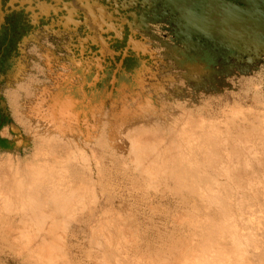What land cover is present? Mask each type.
Segmentation results:
<instances>
[{"label": "bare ground", "instance_id": "1", "mask_svg": "<svg viewBox=\"0 0 264 264\" xmlns=\"http://www.w3.org/2000/svg\"><path fill=\"white\" fill-rule=\"evenodd\" d=\"M226 114L189 116L169 132L133 119L103 130L98 147L107 142L125 169L117 204L99 205L102 176L66 145L62 155L41 143L48 155L36 146L15 171L0 163L6 251L25 264H264V117ZM74 126H58L48 140ZM74 161L84 166L73 169Z\"/></svg>", "mask_w": 264, "mask_h": 264}, {"label": "crops", "instance_id": "2", "mask_svg": "<svg viewBox=\"0 0 264 264\" xmlns=\"http://www.w3.org/2000/svg\"><path fill=\"white\" fill-rule=\"evenodd\" d=\"M118 1L0 0V152L23 155L58 126L123 116L180 77L221 75L203 49L163 47L166 23L139 29Z\"/></svg>", "mask_w": 264, "mask_h": 264}, {"label": "rangeland", "instance_id": "3", "mask_svg": "<svg viewBox=\"0 0 264 264\" xmlns=\"http://www.w3.org/2000/svg\"><path fill=\"white\" fill-rule=\"evenodd\" d=\"M169 78L170 80H174V78H172L171 76H169L168 79ZM228 111L230 113L229 115L234 114V112L236 111L241 112V115H239V119L236 118L238 121L241 120L240 116L243 119L242 121L247 120L246 116L250 119L253 116L255 120L263 119L264 62L256 61L252 64L236 63L235 66L228 72L221 74L220 76L212 77L210 79L206 78L198 81H193L185 77H180L176 80V82L170 83L165 92H163L157 100L149 102L146 106L132 107L127 112H125L123 116L120 117L117 114H114L112 116L105 117L100 121H88V125L87 122L86 125H84L86 126L84 127L85 130H80L79 126H76V132L74 131L71 133H65L60 136V140H57V142L59 141L61 145L63 144V146L58 144L59 142L55 143L54 140L49 141L53 139L56 134V132L53 133L50 131L46 135L39 136L36 139L35 145L26 154L14 156L7 152H0V163H9V165L14 166L15 171L19 164L32 159L34 153L38 152L39 150L42 149L45 156V152H47L48 150L45 149L48 147L47 144H50L48 147L50 149L52 148L51 146H57L56 153H60L62 155L67 152L65 150H67L66 148L68 146L71 152H75V154L77 152V154H82L89 158L90 169H92L93 175L95 174L94 177L97 174V177L100 176L99 178H101L102 176L101 181H99V184L101 182L102 189L101 193L98 191V196L99 198H101L98 202L99 205L102 203L107 204V200H109V203L114 204L115 202L117 204L118 200L120 199V195H117L115 193L114 187L119 185L122 186L123 184H125V182L121 180V177L117 178L119 174L118 170L120 169L124 171L125 169L124 166H122V160H119V158L117 159L115 157L112 160V156L114 155L111 154V149L107 147V142L103 143V146L99 145L100 148L98 147L99 143L97 142L103 130H106V134H109L111 133L110 131L113 127V124L118 123L119 125H123L128 119H133L135 121H145V123L149 124L148 126L151 125V128H155L156 126L165 132H169L170 130H172L171 127L174 128L176 124L178 125L180 121H183L189 116L195 118L199 117L201 119L204 118L203 121H220V119L223 120L225 116H228V114H226L228 113ZM243 112L246 114H244ZM253 113H255V115H253ZM261 114L262 116H260ZM258 116H260V118ZM91 123L93 125L94 123H96V129ZM86 128L88 129L86 130ZM87 131H89L90 133ZM46 141L47 144H44L43 146V144L41 143H46ZM65 145L66 148L63 150ZM104 145L107 147L106 150V147H104ZM36 146H39V148L41 149ZM100 149L101 151H99ZM94 150H97L96 153L94 152ZM47 155L48 154H46V156ZM93 155L95 158L92 157ZM98 155L101 156H99L100 159L98 158ZM110 155H112L111 158ZM96 157L100 162L96 160ZM96 161L99 164H96ZM118 163H121V165H119L123 168H120ZM81 165L84 166V163L82 161H78L74 163L72 167L73 169H80L79 166ZM97 167L99 168V170H97ZM101 172L103 173V175L101 174ZM87 217L88 215L85 216V219ZM2 246L3 244L0 239V264H25L18 260L16 261V259L8 254L5 247Z\"/></svg>", "mask_w": 264, "mask_h": 264}, {"label": "water", "instance_id": "4", "mask_svg": "<svg viewBox=\"0 0 264 264\" xmlns=\"http://www.w3.org/2000/svg\"><path fill=\"white\" fill-rule=\"evenodd\" d=\"M154 1L165 8L167 17L158 21L167 24L164 30L170 34L172 43L161 37L155 39L166 49L169 44L182 45L187 51L182 53L188 57L190 48L191 53L203 49L210 63L221 66L214 71L221 74L239 62H264V0ZM126 10L125 7L121 11ZM134 16L137 18L136 14ZM124 25L132 31L128 22ZM144 28L146 24L139 27ZM165 53L167 51H163Z\"/></svg>", "mask_w": 264, "mask_h": 264}, {"label": "flooded vegetation", "instance_id": "5", "mask_svg": "<svg viewBox=\"0 0 264 264\" xmlns=\"http://www.w3.org/2000/svg\"><path fill=\"white\" fill-rule=\"evenodd\" d=\"M118 4L119 8H128V11L132 13L131 16H129L132 20L135 18L134 15L136 14V23L141 25L146 24L147 28L149 29H151L152 23H158L159 19L167 17L166 15H164V5L159 2L155 3L154 0H119ZM166 26L167 24L161 27V29L164 30V27ZM241 57L246 58L245 55H241ZM235 60L236 59H232L233 62ZM239 63L248 64L247 62Z\"/></svg>", "mask_w": 264, "mask_h": 264}, {"label": "built area", "instance_id": "6", "mask_svg": "<svg viewBox=\"0 0 264 264\" xmlns=\"http://www.w3.org/2000/svg\"><path fill=\"white\" fill-rule=\"evenodd\" d=\"M165 31V30H164Z\"/></svg>", "mask_w": 264, "mask_h": 264}]
</instances>
